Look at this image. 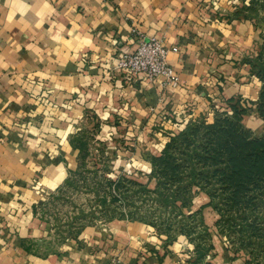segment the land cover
<instances>
[{
    "label": "crops",
    "instance_id": "0c3cea01",
    "mask_svg": "<svg viewBox=\"0 0 264 264\" xmlns=\"http://www.w3.org/2000/svg\"><path fill=\"white\" fill-rule=\"evenodd\" d=\"M250 2L0 0V264H107L113 256L120 264H191L184 240L144 239L138 231L146 224L125 219L109 221L105 231L85 226L76 234L81 246L70 238L57 250L34 252L49 234L37 203L43 184L54 188L77 161L71 138L84 115L123 120L131 134L147 133L154 146L158 139L156 153L186 116L211 122L227 99L255 102L261 82L250 59L264 27ZM136 32L176 48L167 60L178 87L116 66L135 49ZM242 122L264 129L254 109ZM196 195L186 209H207L206 194ZM215 243L217 264H243Z\"/></svg>",
    "mask_w": 264,
    "mask_h": 264
},
{
    "label": "rangeland",
    "instance_id": "374dc122",
    "mask_svg": "<svg viewBox=\"0 0 264 264\" xmlns=\"http://www.w3.org/2000/svg\"><path fill=\"white\" fill-rule=\"evenodd\" d=\"M251 4V10L255 13L256 25L259 28L264 27V0H254L248 6ZM262 47L264 48V36H259L258 44H256L257 53ZM254 58L255 56L252 57V59ZM93 116L92 114L84 115L76 122L73 137L77 141L80 139L83 150L80 153L77 152L78 159L70 167L74 171L71 169L68 171L66 181V177L60 181L64 174L63 170L57 173L52 183L60 182L52 189H49L45 183L43 184L42 188L45 191H42L38 199L36 215L41 220L43 219L44 227L48 226L49 234L45 240L46 246L38 251L34 250V252L57 250L65 245L70 238H74L76 245L81 246V241L76 238V231L79 232L85 226H93L96 230L105 231L109 221L125 219L146 224L138 231L143 234L144 239L153 234L165 235V230L169 227L170 233L175 234L173 235L174 239L184 240L187 243L185 249L189 250L190 258L193 259L196 256V259H193L192 263L190 262L191 264H217V259H214L215 241L217 244L226 246L231 254L243 264H246V261H249L248 264H264V205L262 207L236 206L231 212L224 210L223 220L218 229L213 221L217 216V211L213 208V204H209L207 200L205 203L208 206L207 209L203 210L202 208L204 221L209 223L206 222L210 229L207 230L199 224L202 222L200 213L183 219V216L171 205V197L159 201L156 192L140 194L134 190L133 184L129 185L128 192L119 196L118 190H113V187H117L113 183L109 184V179L125 173L145 180L148 169L151 168V163L148 160L149 154L157 149L155 146H158L159 140L153 141L157 143L154 146V143H148L150 135L147 133L131 134L130 130L124 129V126L120 125L123 120L116 123L117 120L113 115ZM185 116L183 115V117ZM186 117L188 120L184 127L202 118L207 121L206 116L189 115ZM113 120L114 125H112ZM184 121V118L181 123L178 121L177 126L182 125ZM261 132V127L254 130V133ZM145 137L148 138L144 139ZM74 138L71 140L76 141ZM152 184L150 183V185ZM119 189H122V186ZM112 194L116 195L117 199L111 200ZM220 197L215 198L214 201L221 200ZM103 198L108 201L106 204L112 203L115 207L109 211L104 210L102 201H100ZM200 200H203V197L200 196ZM128 201H130V205H126L129 203ZM219 205L221 206V203ZM134 206L138 207L134 208ZM130 210L136 216L155 219L159 225L154 226L129 217L120 218L118 215L108 219L109 215L122 211L130 213ZM192 212L194 211L184 209V215ZM253 220L261 229L251 230L249 224ZM203 225L205 226V224ZM181 226L187 232H182ZM207 231L213 234L212 238ZM214 234L215 238H213ZM210 241L214 243V248L208 251L207 247ZM174 245L178 246V243L175 242ZM197 248L206 249L199 258L195 251Z\"/></svg>",
    "mask_w": 264,
    "mask_h": 264
},
{
    "label": "trees",
    "instance_id": "16d2710c",
    "mask_svg": "<svg viewBox=\"0 0 264 264\" xmlns=\"http://www.w3.org/2000/svg\"><path fill=\"white\" fill-rule=\"evenodd\" d=\"M253 1L251 0V3ZM250 65L252 72L261 82L255 102H244L240 98L223 101L216 106V114L211 122L202 118L188 124L179 132L169 135L160 151L149 154L151 168L145 180L125 173L119 174L109 179V184L113 183L117 187H113V190L117 189L120 196L128 192L129 185L133 184L134 190L140 194L156 192L159 201L171 197V205L183 216V219L200 213L202 222L199 224L207 230L209 227L204 221L202 205L193 210L194 212L188 213L189 215H184V209L192 205V200L198 192H204L208 196V203L213 204V208L217 211L214 225H217L218 229L223 220L224 210L231 212L236 206L262 207L264 205V129L261 133H254L243 124L242 119L249 109H254L264 123L263 47L254 59H250ZM75 140L72 144L80 153L83 150L82 144L80 139ZM71 171L74 170L71 169ZM67 179L68 176L65 181ZM150 183L153 184L150 185ZM120 186L122 189H119ZM217 197L221 200L215 202ZM115 199L117 196L112 194L111 200ZM100 201L106 211L115 207L112 203L106 204L108 201L104 198ZM128 202L126 205H130V201ZM115 215L120 218L141 220L154 226L159 225L155 219L136 216L131 210L130 213L122 211L109 215L108 219ZM249 225L252 231L261 229L255 220ZM181 230L184 233L187 232L183 226ZM165 235L167 242L175 237L173 236L175 234L170 233L169 227L165 230ZM212 235L209 234L211 238ZM213 248L214 243L210 241L207 250L210 251ZM205 250L195 249L197 257L202 256ZM193 259H196V256ZM193 259H190L191 263ZM245 263L248 264L249 261Z\"/></svg>",
    "mask_w": 264,
    "mask_h": 264
},
{
    "label": "built area",
    "instance_id": "2783aa9c",
    "mask_svg": "<svg viewBox=\"0 0 264 264\" xmlns=\"http://www.w3.org/2000/svg\"><path fill=\"white\" fill-rule=\"evenodd\" d=\"M136 33L139 37L135 49L123 54L116 66L130 74L144 75L151 81H159L163 88L178 87V75L167 60L168 53L176 48L167 47L160 38ZM120 261L119 256H113L107 264H120Z\"/></svg>",
    "mask_w": 264,
    "mask_h": 264
}]
</instances>
